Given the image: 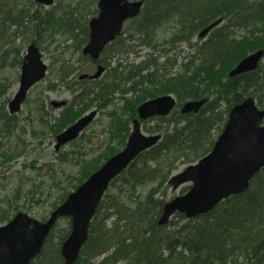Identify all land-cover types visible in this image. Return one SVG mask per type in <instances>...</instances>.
Wrapping results in <instances>:
<instances>
[{
    "label": "trees",
    "instance_id": "trees-1",
    "mask_svg": "<svg viewBox=\"0 0 264 264\" xmlns=\"http://www.w3.org/2000/svg\"><path fill=\"white\" fill-rule=\"evenodd\" d=\"M11 1L17 3L20 0ZM144 1L141 15L131 23L135 24V34L139 33L147 45H151L153 34L174 15L179 25L176 34L178 41L190 42L201 29L219 19L223 20V24L211 33L203 46L197 47L201 52L200 58L197 60L193 57L183 73L174 75L161 69L164 74L156 70L143 75L151 65L161 67L155 59L142 67L131 65L122 71L112 70L108 79L86 81L81 86L71 104L50 125L54 137L90 110L93 104L101 110L112 105L115 92L122 93V107L119 113L113 114L111 141L98 157L78 162L80 174L73 178L68 188L58 191L50 205L51 212L125 146L130 135V124L137 118V109L143 102L161 94H175L178 104L172 115L150 119L148 122L159 123L155 127L148 129L145 126V130L151 133H163V140L143 153L111 186L122 180L123 184L132 183L135 187L136 184L161 178L160 184L145 197H140L132 207L106 194L91 224L88 242L76 264H244V261L247 264H264V169L255 176L245 193L230 197L208 215L194 219L188 220L176 214L168 225L160 226L158 222L166 202L154 198L159 188L167 183L169 173L175 167L172 155L182 157L188 163L204 157L214 145L212 133L218 130L221 133L229 111L245 97L253 96L258 106L264 109V63L255 72L229 77V72L249 53L264 49V0L252 3L248 0ZM97 2L82 0L81 4L92 8ZM1 8L0 13L4 17L0 14V42L6 41L9 36L6 21L18 28H23L25 21H28L32 27L36 22L38 25L42 23L47 31H64L76 38L80 50L88 40L87 20L76 17L74 11L66 12L61 17L55 13L43 16L33 14L27 9L17 15H6ZM27 26H24L25 30L29 29ZM250 27L251 35L235 37L229 34L233 29ZM133 39L132 34L126 39L119 37L105 54L128 53L127 44ZM153 48L156 49V46ZM76 69L63 65L59 72L61 82H67ZM128 82L131 84L127 86ZM7 91L8 87L0 82V99ZM128 93L134 97H124ZM204 99L207 103L200 113L180 112L185 102ZM223 104H227L225 111H221ZM38 111L42 116L41 104ZM171 125L174 126L169 131ZM17 129L16 116H9L8 113L0 115V137L11 136ZM0 154L9 160L22 153L13 151ZM168 167L170 172L164 173L163 169ZM31 201L36 203L33 198ZM18 211L11 206L6 210L0 209V223L10 221ZM112 218L114 221L109 228L107 222ZM42 219L45 221L46 216ZM178 220L180 223L177 224ZM55 230L32 264H64L61 245L70 229L57 237V243Z\"/></svg>",
    "mask_w": 264,
    "mask_h": 264
},
{
    "label": "rangeland",
    "instance_id": "rangeland-1",
    "mask_svg": "<svg viewBox=\"0 0 264 264\" xmlns=\"http://www.w3.org/2000/svg\"><path fill=\"white\" fill-rule=\"evenodd\" d=\"M254 1L257 0H248L249 3ZM81 3L82 0H58L50 8H40L36 6L33 0H20L17 3L13 1L8 3V0H0V5L2 7L4 5V10L9 11L11 14L15 13V15L20 13L21 10L27 9L28 12L42 16L48 13H55L58 17H61L66 12L74 11L76 17H80L81 20L83 18L87 20L95 17L94 13H96L97 5L90 8L86 4ZM6 23L9 28L8 33L10 35L13 34L8 38L7 42H9L10 38L13 40L9 44L0 42V82L8 87L7 93L0 99V115L8 113V104L19 90L21 74L19 59L26 53L27 47L31 43L30 41L38 43L37 45L43 54V59L48 64V74L45 80L29 93L27 102L16 116L18 129L11 136L0 137V153L10 154L13 151L22 153L20 156H12L9 160H7L8 157H2L0 154V209L6 210L11 206V208L19 210L17 213H24L35 220L44 222L42 217L46 216V219L49 218L51 213L50 205L57 197L58 191L64 187L68 188L73 178H76L80 174L78 162L98 157L111 141L110 125L113 114L119 113L122 107V103L120 102L122 93L115 92L113 94V104L103 110L93 104L90 110H87L85 113L97 110L98 115L95 121L84 131L79 139L64 146L57 152L55 150L56 138L49 128L50 125L54 124L55 119L60 116L63 108H55L52 104L64 101L67 103L66 106H68L78 94L77 90L83 86L75 83L76 85L73 84L74 89L71 91L65 87L66 82H58L57 75L59 74L61 63L72 69H76L77 67L82 69H76L71 76V80L73 79L75 82H80L78 81V77L81 73L92 74L95 72L96 66L86 61L80 62L79 53L76 51L78 43L61 30L57 32L47 31L42 23L38 25L36 22H34L33 27L30 23H27L28 30L24 29L26 23H24L22 29L11 26V23L7 21ZM134 26L135 24L131 22L125 25L126 34L124 38H127L130 34L134 36L132 41H129L128 44L126 43L130 51L128 53L116 54L112 60L108 59L111 63V68L117 69V67H121V70H123L129 69L131 65L142 67L151 64L150 60L157 59L161 67L158 68L151 65L149 69L143 72V75L151 74L156 70L164 74L162 72L164 69H166V73L172 72L174 75L183 73L184 68L193 57L197 60L200 58L201 52L197 47L203 46L209 39L199 42L195 36L190 42L178 41L179 38L176 37H178L179 25L175 15L174 18L163 24L153 34L151 45H147L139 33L135 34ZM250 30L251 27L249 29H233L229 34L241 37L243 35H251L249 33ZM18 33L20 34L18 35ZM154 46H156V49L153 48ZM13 49H17L15 53ZM108 78L109 75L106 74L100 81ZM130 84L128 82L127 86ZM172 95L175 96V94ZM124 97L130 98L134 96L128 93ZM40 104L43 107L42 116L38 111ZM226 109L227 104H223L221 111H225ZM155 125H159V123L155 121L147 122L143 125V131L146 134H151V132L145 130V126L150 129L155 127ZM173 126H170L169 131L172 130ZM160 134L163 133L160 132ZM219 134V130L214 131L211 135L212 141L215 142ZM171 157L174 159V163L172 161L171 163L175 167L171 172L169 167L163 169L164 173L166 171L167 173L170 172L168 180L171 176L180 173L192 164L191 162H185L182 157L177 158L175 154ZM122 182L121 180L110 187L108 195L115 196L123 204L132 207L140 197H145L151 190L158 187L161 178L153 179L140 185L136 184L135 187L132 186V183L125 185ZM58 185L61 188H58ZM189 188L190 185L187 184L174 189L173 186L168 185L167 181L154 194V198L169 202L175 197L185 195ZM69 189L71 190V187ZM32 198L36 203L31 201ZM47 198L48 200H46ZM112 221H114L113 218L107 222L109 228ZM6 223H0V225L2 226ZM178 223H180V220H178ZM183 223L181 222V224ZM55 229V242L57 243V237L62 233H66L68 229H71L70 220L62 219ZM244 264L247 263L244 261Z\"/></svg>",
    "mask_w": 264,
    "mask_h": 264
},
{
    "label": "water",
    "instance_id": "water-1",
    "mask_svg": "<svg viewBox=\"0 0 264 264\" xmlns=\"http://www.w3.org/2000/svg\"><path fill=\"white\" fill-rule=\"evenodd\" d=\"M39 4L51 6L55 0H36ZM143 1L100 0L99 16L90 22V42L83 54L98 60L105 47L120 35L125 21L137 17ZM218 21L200 33L205 38ZM264 58V50H258L231 71L234 78L246 72L255 71ZM105 72L99 66L91 79H98ZM47 65L35 44L28 49L23 60L20 90L9 105L10 113L20 111L29 90L46 77ZM82 75L80 79L87 78ZM205 101L188 102L182 113H198ZM64 103H55L61 107ZM176 106L173 96H162L148 100L138 108V119L133 121L131 134L125 148L110 158L98 171L92 174L67 200L51 213L46 222L18 213L6 225L0 226V264H31L42 251L47 237L62 218L71 219V234L61 247L64 264H75L82 248L89 239L90 224L111 182L123 173L143 152L151 149L162 139L161 135H146L139 120L168 116ZM92 111L79 119L57 137L56 150L70 141L95 119ZM264 110L257 107L253 98L236 105L229 114L228 123L212 151L196 164L173 176L169 184L174 189L190 184V190L167 202L163 207L159 225L169 223L176 214L187 219L209 214L222 201L246 192L251 180L264 168Z\"/></svg>",
    "mask_w": 264,
    "mask_h": 264
},
{
    "label": "flooded vegetation",
    "instance_id": "flooded-vegetation-1",
    "mask_svg": "<svg viewBox=\"0 0 264 264\" xmlns=\"http://www.w3.org/2000/svg\"><path fill=\"white\" fill-rule=\"evenodd\" d=\"M12 40H13V39L10 38V39H9V42H11ZM3 42H5V41H1V43H3ZM9 42H7V43L9 44ZM30 42H31V43L28 45L26 53L23 54L22 57L20 58V60H21V63H20V65H21V69H22V65H23L24 56L28 53V49H29V47H30L32 44L37 45V42H36V41H30ZM11 43H12V42H11ZM15 50H17V49H13L14 53L16 52Z\"/></svg>",
    "mask_w": 264,
    "mask_h": 264
}]
</instances>
